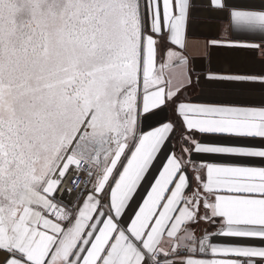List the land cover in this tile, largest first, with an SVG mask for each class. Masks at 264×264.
<instances>
[{
  "label": "snow or ice",
  "instance_id": "1",
  "mask_svg": "<svg viewBox=\"0 0 264 264\" xmlns=\"http://www.w3.org/2000/svg\"><path fill=\"white\" fill-rule=\"evenodd\" d=\"M0 264H264V0H0Z\"/></svg>",
  "mask_w": 264,
  "mask_h": 264
},
{
  "label": "built area",
  "instance_id": "2",
  "mask_svg": "<svg viewBox=\"0 0 264 264\" xmlns=\"http://www.w3.org/2000/svg\"><path fill=\"white\" fill-rule=\"evenodd\" d=\"M71 186V185H70Z\"/></svg>",
  "mask_w": 264,
  "mask_h": 264
}]
</instances>
